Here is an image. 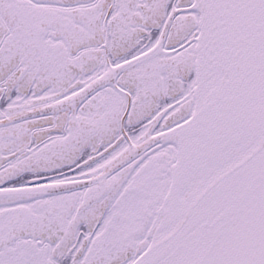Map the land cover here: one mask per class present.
Returning <instances> with one entry per match:
<instances>
[{"label":"snow or ice","instance_id":"snow-or-ice-1","mask_svg":"<svg viewBox=\"0 0 264 264\" xmlns=\"http://www.w3.org/2000/svg\"><path fill=\"white\" fill-rule=\"evenodd\" d=\"M0 264H264V0H0Z\"/></svg>","mask_w":264,"mask_h":264}]
</instances>
